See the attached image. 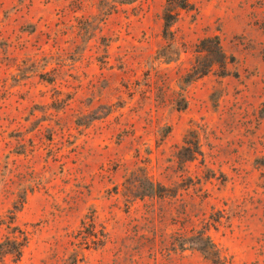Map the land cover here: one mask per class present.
Returning <instances> with one entry per match:
<instances>
[{
	"label": "rangeland",
	"instance_id": "1",
	"mask_svg": "<svg viewBox=\"0 0 264 264\" xmlns=\"http://www.w3.org/2000/svg\"><path fill=\"white\" fill-rule=\"evenodd\" d=\"M192 3L0 0V264H264V0Z\"/></svg>",
	"mask_w": 264,
	"mask_h": 264
},
{
	"label": "trees",
	"instance_id": "2",
	"mask_svg": "<svg viewBox=\"0 0 264 264\" xmlns=\"http://www.w3.org/2000/svg\"><path fill=\"white\" fill-rule=\"evenodd\" d=\"M193 0H166L167 7L164 10L162 20L164 22V31L163 35L165 38H169L173 36V32L171 31L172 27L178 22L180 14L179 10H190L193 8ZM201 44H206L204 47H198V50L196 51L199 54H215L216 56V62L221 67H223L226 64L227 56L223 50V47L221 45V42L217 38H208L201 42ZM208 44L212 45L208 46ZM214 67V62L210 65H204L203 68L195 69L196 71L191 75L190 81H195L197 78H202L206 75H208L212 68ZM23 236V234H22ZM22 239V240H21ZM27 242V238L21 236H14L13 240H10L9 248L13 250V252L21 256L22 250L25 247ZM215 255V254H214ZM217 257V255L215 256Z\"/></svg>",
	"mask_w": 264,
	"mask_h": 264
}]
</instances>
